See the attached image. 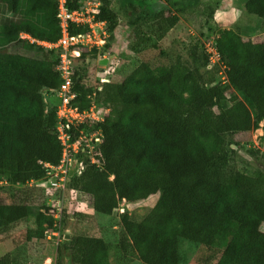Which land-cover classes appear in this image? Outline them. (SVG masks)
Returning <instances> with one entry per match:
<instances>
[{
	"label": "trees",
	"instance_id": "obj_1",
	"mask_svg": "<svg viewBox=\"0 0 264 264\" xmlns=\"http://www.w3.org/2000/svg\"><path fill=\"white\" fill-rule=\"evenodd\" d=\"M162 1L176 7L174 0H101L98 19L107 23L109 43L116 10L128 13L135 37L146 27L163 38L178 17ZM77 2L69 0V9ZM200 3L179 4L191 10ZM244 11L264 21V0H246ZM55 13V0H0V181L10 187L42 179L40 163L56 166L61 158L54 106L44 99L61 83L55 71L59 51L20 38L56 42ZM85 31L69 29L71 35ZM214 38L226 67L224 83L197 39L187 45L184 62L155 68L141 62L120 82L98 79L96 87L87 83L85 60L108 52L109 43L100 51L82 50L74 60L75 104L87 109L94 100L110 112L100 124L105 138L96 149L102 170L84 160V171L67 179L63 198L72 191L89 196L93 212L109 217L122 201L137 204L158 195L141 216L128 208L118 214V246L130 248L141 264H181L182 242L217 254L215 264H264V167L252 175L229 168L239 148L235 135L261 129L264 151V42L244 40L232 29ZM249 152L264 161L259 150ZM51 209L33 213L25 203L0 204V231L31 221L24 242L42 240L56 230ZM64 213L61 207L60 229L69 218ZM64 237L55 264H109L103 239ZM16 253L1 256L0 264H20Z\"/></svg>",
	"mask_w": 264,
	"mask_h": 264
},
{
	"label": "rangeland",
	"instance_id": "obj_2",
	"mask_svg": "<svg viewBox=\"0 0 264 264\" xmlns=\"http://www.w3.org/2000/svg\"><path fill=\"white\" fill-rule=\"evenodd\" d=\"M174 1L176 7L171 8L162 1L166 8L178 17V23L161 39H157L158 35L155 33H148L146 27L141 28L143 32L140 37H135V30L129 25L128 13L124 14L121 10H116V25L108 51L111 54L110 60L104 66L98 65V58L88 57L85 60L89 69L88 85L96 87L98 79L111 83L120 82L141 62H147L153 68L169 66L177 59L184 62L188 44L194 39L202 43L206 39L216 37L223 29L236 31L244 40L254 43L264 42V21L245 13L246 0H201V3L191 10L183 9L179 4L182 0ZM110 6L115 9L114 3L111 2ZM217 77L220 79V76ZM44 99L48 108L57 104L55 95H44ZM262 126L264 122L260 124V128ZM261 135L262 131L258 129L232 137V141L237 142L239 148L235 155H231L230 169L252 175L264 167L263 159L259 158V155L252 156L249 152L260 146L258 138ZM157 198L158 195H154L140 203L130 204L128 212L141 216L154 207ZM58 202L56 193L39 190L33 185L0 186V204L25 203L33 213H38L45 208L55 209L53 207H56ZM61 207H64V214L69 218L66 226L62 225L56 235H49L47 232L42 240L24 242L25 231L33 228L31 221H21L5 231H0V257L17 252V260L20 264H55L57 245L69 230V234L103 239L108 251L109 264H141L130 248L121 251L118 246L122 237L118 213H113L109 217L95 214L92 210L91 198L76 191H72L68 199L62 196ZM73 213L77 216H72ZM70 224L72 228H69ZM262 230L264 231V224ZM180 253L181 264H215L218 256L188 242H182Z\"/></svg>",
	"mask_w": 264,
	"mask_h": 264
},
{
	"label": "built area",
	"instance_id": "obj_3",
	"mask_svg": "<svg viewBox=\"0 0 264 264\" xmlns=\"http://www.w3.org/2000/svg\"><path fill=\"white\" fill-rule=\"evenodd\" d=\"M55 2V17L60 28V37L56 42L36 41L27 35H20L21 39H27L30 43H35L47 51H59L56 54L55 71L59 74L61 83L52 95L57 98V104L54 106L55 132L61 147V158L56 166L40 163L45 171L44 177L29 183L37 189L56 193L59 202L56 207H53L55 209L49 211L55 219L56 230L49 232V235H56L59 232L62 196L73 163L75 166L72 176L84 171L86 167L84 160H87L89 165L102 170L96 149L105 138V132L100 124L110 112L107 106L96 103L94 100L87 109L81 110L75 104L77 95L73 89L74 60L80 58L81 51L93 49L100 51L109 43L110 33L107 30V23L98 19L102 8L101 0H79L78 6L74 9H69V0H55ZM71 27L83 28L86 31L71 35L69 32ZM203 49L210 63L209 68H217L219 80L224 83L226 67L217 52L215 38L211 37L203 41ZM109 56V52L102 53L98 55V60L109 59ZM100 82L106 83L107 81L100 79ZM256 148L264 154L260 146ZM1 185H6V183L0 181ZM124 208H128V205L122 201L114 213L121 214Z\"/></svg>",
	"mask_w": 264,
	"mask_h": 264
},
{
	"label": "water",
	"instance_id": "obj_4",
	"mask_svg": "<svg viewBox=\"0 0 264 264\" xmlns=\"http://www.w3.org/2000/svg\"><path fill=\"white\" fill-rule=\"evenodd\" d=\"M110 58H112V57H110ZM108 60H110V59H105V60H101V61H98V65L99 66H104V65H106V63L108 62ZM74 166H75V163H73V166H72V168H71V170H70V172H69V177H72V175H73V173H74ZM69 228H72V225L70 224L69 225ZM69 230H67L66 231V234H65V239H69V236H70V234H69ZM65 264H67V262H65Z\"/></svg>",
	"mask_w": 264,
	"mask_h": 264
},
{
	"label": "crops",
	"instance_id": "obj_5",
	"mask_svg": "<svg viewBox=\"0 0 264 264\" xmlns=\"http://www.w3.org/2000/svg\"><path fill=\"white\" fill-rule=\"evenodd\" d=\"M111 55V54H110ZM29 185V184H28Z\"/></svg>",
	"mask_w": 264,
	"mask_h": 264
}]
</instances>
